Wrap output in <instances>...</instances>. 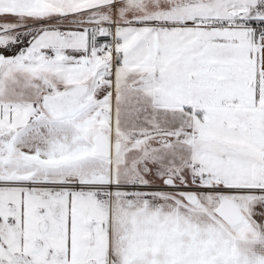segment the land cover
<instances>
[{
  "label": "snow or ice",
  "instance_id": "6c2138e0",
  "mask_svg": "<svg viewBox=\"0 0 264 264\" xmlns=\"http://www.w3.org/2000/svg\"><path fill=\"white\" fill-rule=\"evenodd\" d=\"M0 264H264V0H0Z\"/></svg>",
  "mask_w": 264,
  "mask_h": 264
}]
</instances>
